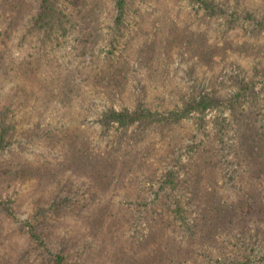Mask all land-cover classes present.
<instances>
[{"label":"rangeland","instance_id":"rangeland-1","mask_svg":"<svg viewBox=\"0 0 264 264\" xmlns=\"http://www.w3.org/2000/svg\"><path fill=\"white\" fill-rule=\"evenodd\" d=\"M219 1L227 5L225 12L210 18L191 0H131L125 23L117 29L113 0H61L65 11L78 12L80 16H75L74 26L65 34L54 31L40 39L36 31H25L30 24L27 20L41 0H26L31 4L26 17L10 33V18L3 14L7 15L4 10L13 1L0 0V32L10 34L9 45L1 51L4 56L0 58V76L6 71L0 82V133L1 127H7L6 140L0 146V199H11L10 208L15 209L11 213L7 205L0 206V261L9 259L13 249L31 246L34 248L30 258L39 261L41 250L28 239V225L24 222L28 219L44 228L54 251L68 253L70 264H106L108 253L116 249L112 245L116 233L107 229L94 236L89 230L92 228L85 229L82 224L83 216L107 198L114 208L121 207L126 199H136V195L132 191L125 193L123 186L105 192L88 171L74 167L82 160L79 156L70 160V140L83 129L89 138V149L97 144L107 145L112 133H103L98 115L109 105L136 108L142 103L163 109L171 107L173 101H183L185 94L189 98L204 89L226 91L224 85L237 77L253 78L256 90L264 86V29L260 32L258 25L259 20L263 21L260 25L264 28V0ZM232 18L236 21L230 24L228 19ZM116 35L112 44L111 38ZM36 57L41 59L39 66ZM52 71L59 73L56 83ZM64 76L72 85L75 79L79 82V86L74 84L73 97L63 90ZM251 100L255 102L253 95L248 99L250 103ZM189 113L172 129L150 134L154 142L147 162L144 161L150 166L144 167L148 168L149 178L140 183L144 189V198L140 199L148 204L140 206L132 201L126 206V213L131 216L130 232L156 219L164 223L170 217L167 212L174 215L159 201L153 203L155 190L171 169L185 179L195 176L197 160L201 161L204 153L198 152L201 147L196 145L200 141L214 154L225 142L232 141V129L227 134L219 130L222 118L230 114L229 108L220 104ZM225 150L228 159H235L234 148ZM263 157H254L257 166L263 164ZM209 160L204 181L215 179L225 198L233 195L232 184L241 185L250 179L251 172L243 165L236 168L239 165L235 162L214 164V158ZM155 169L157 176L152 173H156ZM92 185L98 198L91 196ZM190 187L189 181L178 186L171 200L181 193L189 196L186 188ZM67 194L75 199L73 208L63 207L59 212L50 206L57 195ZM88 202V207L80 208ZM39 210L40 214H36ZM43 215L48 222L45 225L39 222ZM104 233L110 237L111 249L104 246L108 250L95 254L93 245ZM238 233L223 232L222 244L210 243V261L184 264H214L216 258L232 264H264V229L246 232L247 249L242 245L241 232L240 237Z\"/></svg>","mask_w":264,"mask_h":264},{"label":"trees","instance_id":"trees-1","mask_svg":"<svg viewBox=\"0 0 264 264\" xmlns=\"http://www.w3.org/2000/svg\"><path fill=\"white\" fill-rule=\"evenodd\" d=\"M12 1L4 10L7 15L3 14L7 16L6 18H10L9 33L11 29L15 30L17 25L25 19L27 9L31 5L26 0ZM113 1L116 9L114 23L118 29L125 23L131 0ZM191 1L196 3L198 9L203 10L206 15H210V18L219 12H225V6H227L219 0ZM60 2L61 0H41L39 8L27 20L30 24L25 34L36 31L42 39L43 35H52L54 31L60 35L65 34L69 28L74 26L73 19L76 15L80 16L79 13L65 11V8L60 6ZM234 13L237 12L234 11ZM228 21L232 24L236 19L232 18ZM262 22L259 20L260 32L264 29L260 25ZM0 34L3 37V41H0L1 53L4 47L9 45L7 37L10 34H6L5 30ZM54 38L58 41V37ZM116 39L117 35L111 38V43L113 44ZM3 56L4 53H1L0 58ZM35 61L37 66L41 64L39 57H36ZM261 71L264 78V67ZM4 74L0 76V82L4 79ZM51 75L53 82L56 83V77L59 76V73L52 71ZM63 80H66V82L61 83L64 86V92L73 97L76 87L74 84L79 86V82L75 79L72 85L68 76H64ZM255 83L253 78L237 77L231 84L224 85L228 93L221 90L216 93L204 89L197 95L191 94L189 98L185 94L182 96L183 101H173L171 107L163 109L142 103L138 104L136 108H130L126 104L120 107L109 105L98 115V123L103 133H112L107 145L97 144L89 149L91 146L89 138L82 131L83 129L72 135L73 139L70 140V145L73 154L70 156V160L79 156L78 158L83 162L74 167L88 171L93 179L104 187L105 192L123 186L125 193L132 191L136 195V199H126L127 202L124 201L121 207L114 208H112L111 199L104 197L105 200L101 202L99 207L83 216L82 224L85 225V229L92 228L89 230L94 236H97L101 231H108L107 229L110 230L109 233H116L112 244L116 249L108 253L106 264H184L197 263L203 259L210 261L208 257L211 255V250L207 246L210 243L218 244L219 242L222 244L223 239L220 235L223 232L233 234L239 232V237L241 232L242 245L247 249V242L244 241L247 240L246 232L253 230L256 233V231L264 229V162L261 166H257L254 162L255 156L264 155V117H262L264 86L256 90ZM44 84L47 85L48 83ZM215 84L221 85L217 82ZM251 95L255 99L254 103L252 100L251 103L248 101ZM186 98L188 99L185 100ZM220 104L229 108L230 114L222 118L219 130L227 134V131L232 129V135H230L232 141L225 142V146L217 148L219 153L216 154L212 150H206L203 147L204 142L200 141L196 146L201 147L198 152L204 151V153H202V160H197V169L193 173V175L195 174L193 178L188 176L185 179L184 176L175 175L172 169L165 175L163 173L165 177L161 179L162 182L155 190L156 195L153 203L159 201L166 206V210H173L174 215L171 216L172 213L166 211L170 217L164 219L166 220L164 223H159V220L156 219L149 221L145 225L147 228L143 227L140 230L136 229L134 232H130L129 218L131 216L126 213V206L131 205L132 201L140 206L148 204L146 200L140 199L141 197L144 198L141 195L144 189L140 183L149 178L148 168L144 167H150L149 164L147 166L145 164L149 155L148 151L154 142L150 134L163 132L164 129H172L175 124L181 122L182 117L190 114L189 112L193 109L204 111L218 107ZM80 127L82 128L81 125ZM6 131L7 127H1L0 146L6 140ZM79 142L81 145H77ZM227 148L235 149V153H233L235 159H228V153L225 150ZM206 151L210 153H205ZM78 153L80 155H77ZM210 158H214V164H222L224 160H227L230 164H238L239 166L236 168L240 165L245 166L251 172L249 174L250 179L243 180L241 185L232 184L233 195L225 198L215 179L210 177L204 181L203 172H205V167H209ZM257 162L259 164L258 159ZM81 164L83 165L81 166ZM182 167L185 168V163H182ZM201 168L203 171L200 170ZM155 171L156 173H152L157 176L158 172L156 169ZM187 181L191 183V187L186 188L190 195L185 196L184 193H181L172 201L173 192L177 193L175 189ZM248 183L252 188L247 186ZM93 186L91 187V196L98 198L97 190ZM10 200L0 199V206L7 205L10 212L14 213L15 209L10 208L9 205ZM74 202L75 199L71 194L57 195L50 206L56 207L55 209L60 212L64 210L63 207L73 208ZM89 203L91 202L80 208L84 210ZM191 206L194 208L192 209ZM39 208L43 212L44 207ZM40 210L36 214H40ZM160 219L163 220L161 217ZM24 222L28 225V239L35 242L41 250L39 261L30 258L34 248L31 246L30 248L16 249V251L13 249L12 253L8 254L9 259L0 261L2 264H70L66 251H54L49 246L50 241L44 235L43 227L38 226L33 220L27 219ZM39 222L43 225L48 223L46 216L43 215ZM174 226H178L179 230H175ZM100 237L96 241L97 243L93 245L95 254L102 253L104 246H108L109 249L112 246L109 243L110 237L106 236V233L104 236L100 234ZM105 250L108 249H104V252ZM247 256L249 253L246 254ZM235 259H233L234 263ZM248 259L250 258L248 257ZM214 264H232V262L226 261L224 258H216Z\"/></svg>","mask_w":264,"mask_h":264}]
</instances>
